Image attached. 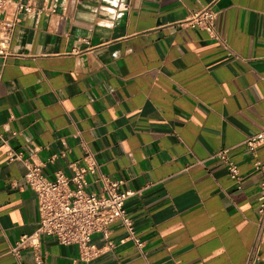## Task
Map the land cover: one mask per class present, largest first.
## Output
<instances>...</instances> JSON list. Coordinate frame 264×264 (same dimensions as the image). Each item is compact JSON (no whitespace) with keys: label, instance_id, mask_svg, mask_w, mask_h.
I'll return each mask as SVG.
<instances>
[{"label":"crops","instance_id":"0c3cea01","mask_svg":"<svg viewBox=\"0 0 264 264\" xmlns=\"http://www.w3.org/2000/svg\"><path fill=\"white\" fill-rule=\"evenodd\" d=\"M21 1L34 11L0 44V264H245L264 160V143L243 145L264 128V0ZM207 6L217 37L190 25ZM12 16L0 11V31ZM223 149L242 188L213 156ZM27 160L49 178L93 160L121 180L139 243L115 221L89 261L52 236L12 252L40 220Z\"/></svg>","mask_w":264,"mask_h":264},{"label":"built area","instance_id":"2783aa9c","mask_svg":"<svg viewBox=\"0 0 264 264\" xmlns=\"http://www.w3.org/2000/svg\"><path fill=\"white\" fill-rule=\"evenodd\" d=\"M0 11L3 14L13 15L4 18L1 23L0 44L5 46L9 43L16 24L21 21L18 14L22 11L32 12L34 6L31 3L25 4L21 0H0ZM216 17L217 11L207 6L195 14L190 20V25L207 31L212 37H217ZM261 143H264V128L256 134L247 136L243 141L245 149L251 152H254ZM69 152L70 147L64 144L60 156H66ZM213 156L226 166L231 177L237 181L238 187L242 188L244 177L228 149L219 150ZM10 159H22V154L12 151ZM26 165L25 178L28 185L36 192L40 220L37 231L21 236L11 247L12 252L18 254L24 248L39 251L41 236H52L62 244H77L82 258L89 261L95 255V246L91 243L93 236L100 234L104 239L109 240L110 225L115 221H120L130 238L139 243L134 222L126 208V201L132 192L121 189V180L112 179L100 172L96 162L90 160L86 165H82L79 161H72L69 164L71 174L58 171L53 178L45 175L43 163L27 160ZM253 168L261 177L260 194L254 243L245 264H257L264 237V160L258 158ZM88 174L98 175L95 181L101 184L99 190L90 188Z\"/></svg>","mask_w":264,"mask_h":264}]
</instances>
